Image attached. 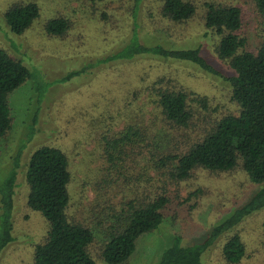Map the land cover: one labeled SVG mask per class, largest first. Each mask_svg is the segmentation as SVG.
Instances as JSON below:
<instances>
[{
	"label": "rangeland",
	"instance_id": "374dc122",
	"mask_svg": "<svg viewBox=\"0 0 264 264\" xmlns=\"http://www.w3.org/2000/svg\"><path fill=\"white\" fill-rule=\"evenodd\" d=\"M15 1L22 0H0V47L19 58L30 76L6 95L11 121L0 137V179L14 171L15 180L12 239L0 248V264H32L33 245L47 228L41 213L25 204L24 169L38 145L59 147L67 157L70 198L66 212L91 230L87 251L94 264H109L100 256L107 216L131 199L144 200L160 193L168 197L161 221L140 233L127 259L115 264H154L161 249L171 243V235H178L183 245L202 240L213 224L263 184L250 181L239 167L213 171L197 166L187 177L176 179L168 173L171 168L153 166L151 141L156 137L149 130L144 143L133 142L126 148L120 163L109 165L103 157V135L119 130L125 120H135L139 111L145 122L149 119L146 85L157 76H163V83L170 87L205 96L203 103L188 100L192 116L185 128L175 130L155 121V130L163 129L156 139L163 149L167 145L171 150L184 148L214 119L237 112L228 81L188 60L140 53L127 60L96 62L97 57L117 50L135 30L144 44L199 45V53L209 63L228 72L214 52L217 35L203 25V0H192L195 13L181 22L161 15L162 0H141L136 8L133 0H32L38 14L21 33L10 31L3 17V10ZM212 1L238 5V32L246 37L245 47L255 49L262 31L253 0ZM58 14L68 19L64 33H46L44 21ZM232 231L244 245L237 262L226 261L221 253L222 242ZM200 259L203 264H264V206L211 239Z\"/></svg>",
	"mask_w": 264,
	"mask_h": 264
},
{
	"label": "trees",
	"instance_id": "16d2710c",
	"mask_svg": "<svg viewBox=\"0 0 264 264\" xmlns=\"http://www.w3.org/2000/svg\"><path fill=\"white\" fill-rule=\"evenodd\" d=\"M140 1L133 0V7L136 8ZM253 4L260 17L257 23L262 35L255 49L251 50L245 47L246 37L238 32L241 27L238 5L203 0V25L217 35L214 52L228 72L209 63L199 53V45L168 48L160 43L144 44L135 30L117 50L96 58V62L115 58L127 60L146 53L188 60L228 81L229 97L238 106L236 113L226 112L214 119L184 148L171 150L167 145L163 149L156 140L163 129L155 130V121L175 130L185 128L192 116L188 100L203 103L205 96L170 87L163 83V76H157L146 85L150 103L149 124L139 111L135 120H125L119 130L103 135V157L109 165L116 161L120 163L131 143H144V134L149 130L156 137L154 142L151 141L155 149L150 151L153 166L171 168L168 173L176 179L187 177L197 166L213 171L239 167L250 181L263 182L242 204L213 224L202 240L183 245L179 243L178 235H171V243L161 249L154 264H203L200 255L211 239L231 230L243 216L264 206V0H253ZM195 9L192 0H162L160 5L161 15L175 22L187 20ZM37 14L38 5L32 0L12 2L3 10L5 23L14 33H21ZM67 26V17L59 14L48 17L43 23L44 31L53 35H62ZM29 76L30 71L21 60L0 47V137L9 129L11 121L6 95ZM35 89L39 90L38 87ZM67 165L65 153L56 146L38 145L28 155L24 169L25 204L39 211L47 225L43 238L33 245L32 264H94L87 251V244L93 237L91 230L87 224L70 219L66 212L70 198L66 189L70 177ZM141 174L138 172V176ZM14 180V171L0 179V248L12 239L10 215ZM84 183L85 180L81 185ZM167 201L168 197L160 193L144 200L131 199L125 207L120 206L111 212L107 216L109 223L102 231L101 258L109 264L125 261L134 248L136 237L154 229L161 221ZM221 253L228 262H237L241 258L244 245L236 231L227 234Z\"/></svg>",
	"mask_w": 264,
	"mask_h": 264
}]
</instances>
